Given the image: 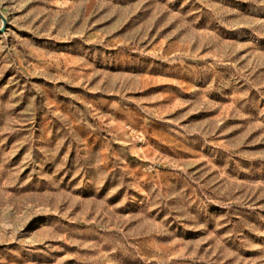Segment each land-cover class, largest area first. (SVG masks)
<instances>
[{"label": "rangeland", "instance_id": "1", "mask_svg": "<svg viewBox=\"0 0 264 264\" xmlns=\"http://www.w3.org/2000/svg\"><path fill=\"white\" fill-rule=\"evenodd\" d=\"M0 264H264V0H0Z\"/></svg>", "mask_w": 264, "mask_h": 264}]
</instances>
